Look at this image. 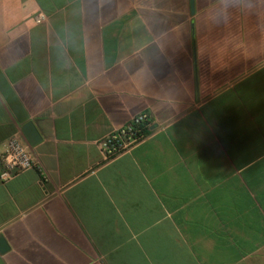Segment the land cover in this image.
Instances as JSON below:
<instances>
[{
    "label": "crops",
    "instance_id": "0c3cea01",
    "mask_svg": "<svg viewBox=\"0 0 264 264\" xmlns=\"http://www.w3.org/2000/svg\"><path fill=\"white\" fill-rule=\"evenodd\" d=\"M192 4L0 0V264H264V0Z\"/></svg>",
    "mask_w": 264,
    "mask_h": 264
},
{
    "label": "built area",
    "instance_id": "2783aa9c",
    "mask_svg": "<svg viewBox=\"0 0 264 264\" xmlns=\"http://www.w3.org/2000/svg\"><path fill=\"white\" fill-rule=\"evenodd\" d=\"M43 18L39 15L38 21ZM148 113L142 112L133 116L127 123L106 134L99 142L102 159L111 160L119 154L130 150L146 136ZM12 161L9 162V157ZM35 160L31 148L20 132L12 134L0 154V180L6 182L14 176L34 167Z\"/></svg>",
    "mask_w": 264,
    "mask_h": 264
},
{
    "label": "water",
    "instance_id": "95a60500",
    "mask_svg": "<svg viewBox=\"0 0 264 264\" xmlns=\"http://www.w3.org/2000/svg\"><path fill=\"white\" fill-rule=\"evenodd\" d=\"M190 5H191V12H193L192 0H190ZM23 133H24L26 139L28 140V142L32 145H34L39 138L36 135L34 127L32 126L31 123H30V125L28 124L26 127L23 128ZM1 247H2V249L5 247L2 242H1Z\"/></svg>",
    "mask_w": 264,
    "mask_h": 264
},
{
    "label": "clouds",
    "instance_id": "9594fccd",
    "mask_svg": "<svg viewBox=\"0 0 264 264\" xmlns=\"http://www.w3.org/2000/svg\"><path fill=\"white\" fill-rule=\"evenodd\" d=\"M11 161H12V157L10 156V157H9V162H11Z\"/></svg>",
    "mask_w": 264,
    "mask_h": 264
}]
</instances>
